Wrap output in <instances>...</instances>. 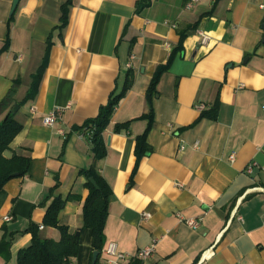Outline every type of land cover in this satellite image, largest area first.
<instances>
[{
  "label": "crops",
  "instance_id": "0c3cea01",
  "mask_svg": "<svg viewBox=\"0 0 264 264\" xmlns=\"http://www.w3.org/2000/svg\"><path fill=\"white\" fill-rule=\"evenodd\" d=\"M141 1L17 0L12 13L15 0H0V101L15 88L11 111L19 106L12 114L22 129L11 148L29 158L27 174L0 190V243H8L0 264H17L32 226L41 238L59 239L43 226L53 201L45 198L56 186L55 197L71 198L58 218L79 239L72 263L92 264L82 174L92 167L110 191L97 264L106 263L109 243L134 254L154 239L155 255L130 264H264V0H202L191 8L190 0L139 8ZM127 71L131 87L103 132L106 155L95 162L77 130L121 90ZM38 74L35 95L25 100ZM197 104L203 111L218 104L216 119L202 117ZM56 109L61 120L44 126ZM150 111L148 151L137 161ZM186 219L201 224L190 229Z\"/></svg>",
  "mask_w": 264,
  "mask_h": 264
},
{
  "label": "trees",
  "instance_id": "16d2710c",
  "mask_svg": "<svg viewBox=\"0 0 264 264\" xmlns=\"http://www.w3.org/2000/svg\"><path fill=\"white\" fill-rule=\"evenodd\" d=\"M149 0H142L139 8L148 5ZM170 62L161 67L155 73L148 92L156 93V87L161 76L169 68ZM40 74H38L32 87L28 91L25 100L34 97ZM132 84L131 72L127 71L126 80L120 91L113 93L107 105L100 109L98 116L90 121H87L80 129L79 133L89 134L88 141L91 145V152L95 162L102 160L106 155V147L103 141V132L107 128L109 121L117 108L120 100L125 96ZM16 86V85H15ZM15 95V88L9 90L5 97L0 101V114L5 113L3 120L0 122V190L11 179L16 177H23L27 174L29 169V158L17 155L11 148V144L17 135L21 132V125L15 121L14 115L11 112L13 98ZM218 104H215L210 111H203L202 117H208L215 120L217 114ZM148 121V127L145 133L136 139L135 154L137 161L140 160L148 151L146 143V134L152 125V111L148 115L142 117ZM128 124L116 127V131L127 129ZM9 151L12 153L11 158H6L4 153ZM85 176L86 189L88 191L87 197L83 205V228L89 229L94 238V251L102 250L105 245L104 228L107 218L109 189L107 184L99 175L95 167L82 172ZM94 180L98 189H96L90 180ZM57 186L51 189L45 198V201L53 198L52 203L47 207L43 219V226L45 228L54 229L59 234V239L41 238L38 235V227L32 226L29 228L32 233L31 244L24 250L20 251L17 256V264H69L72 263L73 258L78 254L79 239L69 232L66 226L59 222V213L66 203L67 199L55 197L54 193ZM8 246L6 241L0 243V249ZM98 263V260H97ZM96 263V264H97Z\"/></svg>",
  "mask_w": 264,
  "mask_h": 264
},
{
  "label": "built area",
  "instance_id": "2783aa9c",
  "mask_svg": "<svg viewBox=\"0 0 264 264\" xmlns=\"http://www.w3.org/2000/svg\"><path fill=\"white\" fill-rule=\"evenodd\" d=\"M201 1L202 0H190L189 3H187L186 7L191 8L193 5L198 4ZM197 34L201 38L202 45H206L209 42V37L205 35V33H203L200 30H197ZM195 108L199 111H203L205 109L204 105L202 104H197ZM32 112H34V109H32ZM62 113H63L62 109H56L50 112L49 114L45 115L42 118L43 125L46 127H53L57 122L61 120ZM59 132L63 134V131H59ZM81 136L88 139L90 135L81 133ZM229 159L231 162H234L235 155L232 154L229 157ZM254 166H255V163L250 164L246 168L245 172L247 174H251ZM142 217L143 219L147 220V219H150L151 216L148 213H143ZM177 217L179 218V220H182L180 215H177ZM12 220H13V217L10 215L3 217L4 222L8 223ZM184 223L190 229H197L201 224L200 220L198 219H186L184 220ZM39 229L42 230L44 229V227L39 226ZM157 243H158V239H154L150 245H148L147 247L143 249L138 250L134 254H128V253L122 252L118 249L115 243H109L104 249V254L107 257V261L105 264H130V263L137 262V261H140V262L147 261L148 259L152 258L155 255ZM211 255H213V251L212 249H209L208 251H206V253L202 255L200 260L204 261ZM69 264H73V263H69Z\"/></svg>",
  "mask_w": 264,
  "mask_h": 264
},
{
  "label": "water",
  "instance_id": "95a60500",
  "mask_svg": "<svg viewBox=\"0 0 264 264\" xmlns=\"http://www.w3.org/2000/svg\"><path fill=\"white\" fill-rule=\"evenodd\" d=\"M16 5H17V0H15V2H14L13 8H12V13H13V11H14ZM147 100H148V101L150 100V96L147 97ZM18 108H19V106H18V105H15V106L13 107V109H12L11 112H12L13 114H15V113L17 112ZM4 156H5L6 158H11V157H12V153L9 152V151H6V152L4 153ZM14 176L16 177L17 175H14ZM90 183H91L96 189H98V187H97V185H96V183H95L94 180L91 179V180H90ZM76 235H78V234H76ZM99 254H100V253H99L98 251H94V252H93V256H92V264H96V263H97V260H98Z\"/></svg>",
  "mask_w": 264,
  "mask_h": 264
}]
</instances>
